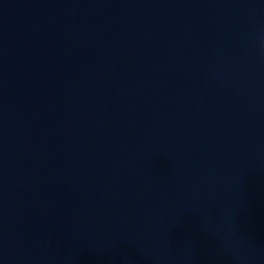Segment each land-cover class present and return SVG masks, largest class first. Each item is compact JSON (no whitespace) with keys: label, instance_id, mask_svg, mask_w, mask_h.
<instances>
[{"label":"water","instance_id":"water-1","mask_svg":"<svg viewBox=\"0 0 264 264\" xmlns=\"http://www.w3.org/2000/svg\"><path fill=\"white\" fill-rule=\"evenodd\" d=\"M262 44L264 0H0V264H210Z\"/></svg>","mask_w":264,"mask_h":264},{"label":"clouds","instance_id":"clouds-1","mask_svg":"<svg viewBox=\"0 0 264 264\" xmlns=\"http://www.w3.org/2000/svg\"><path fill=\"white\" fill-rule=\"evenodd\" d=\"M261 47L264 48V44H262Z\"/></svg>","mask_w":264,"mask_h":264}]
</instances>
